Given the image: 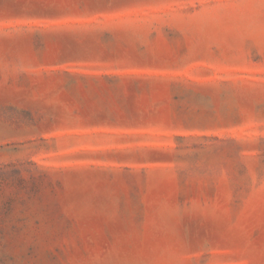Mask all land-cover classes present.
Instances as JSON below:
<instances>
[{"label": "rangeland", "instance_id": "374dc122", "mask_svg": "<svg viewBox=\"0 0 264 264\" xmlns=\"http://www.w3.org/2000/svg\"><path fill=\"white\" fill-rule=\"evenodd\" d=\"M0 264H264V0H0Z\"/></svg>", "mask_w": 264, "mask_h": 264}]
</instances>
